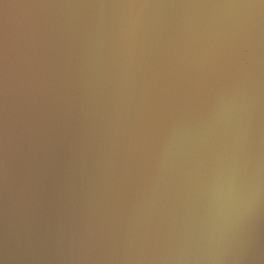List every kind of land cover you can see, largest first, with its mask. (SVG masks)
I'll list each match as a JSON object with an SVG mask.
<instances>
[{"label": "water", "instance_id": "1", "mask_svg": "<svg viewBox=\"0 0 264 264\" xmlns=\"http://www.w3.org/2000/svg\"><path fill=\"white\" fill-rule=\"evenodd\" d=\"M0 264H264V0H0Z\"/></svg>", "mask_w": 264, "mask_h": 264}]
</instances>
